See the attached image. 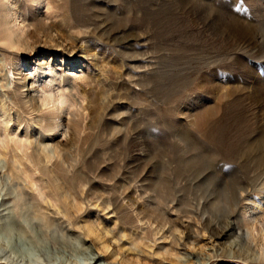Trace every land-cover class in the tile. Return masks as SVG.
I'll return each instance as SVG.
<instances>
[{
    "label": "rangeland",
    "instance_id": "374dc122",
    "mask_svg": "<svg viewBox=\"0 0 264 264\" xmlns=\"http://www.w3.org/2000/svg\"><path fill=\"white\" fill-rule=\"evenodd\" d=\"M4 1L0 112L12 122L0 126V264L91 256L62 221L41 231L26 177L45 188L44 174L81 177L110 208L90 212L102 229L120 239L113 215L161 264H264V0H11L27 28L16 49ZM39 61L62 76L60 121L41 107L45 90L18 75ZM148 222L169 229L142 236Z\"/></svg>",
    "mask_w": 264,
    "mask_h": 264
},
{
    "label": "bare ground",
    "instance_id": "6f19581e",
    "mask_svg": "<svg viewBox=\"0 0 264 264\" xmlns=\"http://www.w3.org/2000/svg\"><path fill=\"white\" fill-rule=\"evenodd\" d=\"M34 2L39 4L38 0H35ZM1 11H4L5 24L8 25V44L11 48L16 49L19 46L20 41L18 35L23 34L27 28L24 27V25L21 26L22 21L20 13L18 12V7L14 5L11 0H5L2 3ZM33 56H37L38 58L40 55L34 53ZM18 75H22L25 81L32 80L28 90H32L34 94L38 93L34 88V85L36 84L38 87L45 90L47 97L42 99L41 107L46 108L49 105H52V109L58 113V121H60V115H62L63 110L65 109L64 105H67L68 101L66 95L61 92L60 87H58L60 91L59 95L55 94L53 88L59 84L57 78H61L62 76L50 65L47 63L44 64L43 62L36 65L34 73L31 74L34 75L32 79L31 75L25 76L21 72H19ZM38 76L40 78L34 80V78ZM5 113L6 110L2 108L0 112V126H4V131H6L7 125L12 122V119L6 117ZM44 176H46L45 188L40 187L38 181L34 180L32 176L30 177V175H27L26 177L31 184V188H29L30 191L37 195V206L39 208L37 222L41 225V231L43 232L46 227H49L55 221H62V223L66 224L69 229L78 232L81 235L82 238L79 241V247L82 248L83 243L88 242L90 244V248L86 250H89V253L87 252L88 255L91 254V256L89 255L85 258L87 263H83L81 260L79 261L77 259H68L67 257L64 260H59L58 262L53 261V263L47 262L46 264H99L98 262L100 260H104L107 264H152L150 263V260L152 259H156L157 264H161L162 261L167 260L165 256L159 257L155 253H152L151 250H149V246L142 242V238H138V235L135 234L136 232H132V230L125 228L123 226L125 223L123 224L118 222V220L113 219V215L108 217L107 220L113 222L114 227L117 226V224L119 225L121 232L120 239H116L108 230H103L99 219L90 215V212L93 211L109 215L110 208L108 204L106 205L97 197L88 196L84 190L79 189V184L82 183L81 177L78 175H61L60 178L64 179V181L60 183V180H57L56 177L52 178L47 174H44L43 177ZM43 177L41 175L39 178L42 179ZM240 196L242 197L243 195ZM231 199L235 204L239 199L237 192L232 193ZM84 200H86V202H84ZM242 200L246 202L245 212L253 207V202L249 199L243 197ZM11 221L15 225L19 223L17 218H14ZM145 224L147 229L141 233L142 236L147 235L149 232L154 233V236H161L160 238L164 237L163 232L167 227L166 225L153 227L150 222ZM167 228L169 229V227ZM232 229L233 226L232 223H230L225 229H223L221 235L228 236V233H232ZM135 237L138 239L137 243L133 242V238ZM214 237L220 239L221 236L214 235ZM126 240L132 241L131 244L134 247L123 248L122 246L127 243ZM48 242H50V245H63L66 248H73L75 251L78 249L63 238L53 237L50 238ZM121 243L123 245L120 246Z\"/></svg>",
    "mask_w": 264,
    "mask_h": 264
}]
</instances>
